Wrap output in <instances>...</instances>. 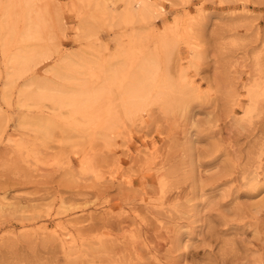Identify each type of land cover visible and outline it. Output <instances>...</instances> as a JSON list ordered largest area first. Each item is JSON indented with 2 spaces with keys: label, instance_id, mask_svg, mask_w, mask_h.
Masks as SVG:
<instances>
[{
  "label": "rangeland",
  "instance_id": "1",
  "mask_svg": "<svg viewBox=\"0 0 264 264\" xmlns=\"http://www.w3.org/2000/svg\"><path fill=\"white\" fill-rule=\"evenodd\" d=\"M54 1L12 83L0 34V264H264V0Z\"/></svg>",
  "mask_w": 264,
  "mask_h": 264
},
{
  "label": "bare ground",
  "instance_id": "2",
  "mask_svg": "<svg viewBox=\"0 0 264 264\" xmlns=\"http://www.w3.org/2000/svg\"><path fill=\"white\" fill-rule=\"evenodd\" d=\"M13 1L14 0H8V3L7 1H4L3 4L2 0H0V11L3 12V17L0 21V34L2 36L3 44L4 46H6L8 36L11 30L14 28V24L17 22V17L23 12L22 24H24V28L22 32V42L26 45V48L24 47L25 49H23L17 57L12 58V60L10 61L11 72L8 74L9 83H12L21 72L26 69L28 70L32 62L38 63L40 60L46 59L49 52L51 51L50 48H43L39 46L40 43L44 41V39L46 40V38H43L42 35H44L43 32H45L44 29L46 30L47 26L45 17L48 14V8L44 7V10L41 8V6L43 7L45 0H17L18 2ZM52 2L55 3L54 0H52ZM55 20H58V22H60L59 16H57ZM111 76V81H114V79L117 77L114 72ZM147 79L148 77L145 73L136 75L134 81L127 87V89L123 93V108L126 114L132 112V110H137L138 107L144 101H146V99H149L151 97V89L148 86V83L150 84V82H147ZM80 93H82V95L85 94V100L90 98L83 90H80ZM20 98L25 99L24 101L26 102V105H40L48 102L51 103L56 110H61L69 106L72 107L77 105L78 103L80 104L77 96L69 98L67 96H64L58 90L57 92H53L52 89L46 87L45 85L38 86L36 91L32 93L31 96H28L27 91L21 92ZM168 100L169 95L164 90L162 94L155 100V103H167ZM112 115L114 116V113Z\"/></svg>",
  "mask_w": 264,
  "mask_h": 264
}]
</instances>
